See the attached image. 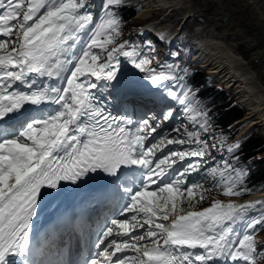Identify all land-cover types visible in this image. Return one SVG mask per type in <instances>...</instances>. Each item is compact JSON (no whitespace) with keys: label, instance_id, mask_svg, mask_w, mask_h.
<instances>
[{"label":"snow or ice","instance_id":"snow-or-ice-1","mask_svg":"<svg viewBox=\"0 0 264 264\" xmlns=\"http://www.w3.org/2000/svg\"><path fill=\"white\" fill-rule=\"evenodd\" d=\"M122 2L104 0L97 19L92 0H0V264H257L264 259V244L255 239L264 228V211L258 218L250 211L264 209V201L216 200L187 212L181 207L185 193L191 202L194 189L202 187L187 177L200 171L199 159L206 155L200 132L208 131V114L193 109V130L177 127L176 136L148 142L176 119L173 102L189 113L196 98L183 83L186 69L169 64L157 71L127 42L116 43L121 35L116 8ZM120 55L143 79L125 78ZM141 89L159 97L146 102L158 111L150 108L138 121L106 111V96L139 95ZM48 106L56 107L28 117ZM13 122L19 127H11ZM168 145L180 148L164 153ZM193 157L195 163L175 170ZM223 163L235 174L225 178L221 172L225 183L218 186L224 195H242L238 185L246 173ZM94 178L120 204L122 217L109 219L101 230L97 258L74 259L63 238L33 243L34 218L45 203L59 197L66 182L79 186Z\"/></svg>","mask_w":264,"mask_h":264},{"label":"rangeland","instance_id":"rangeland-1","mask_svg":"<svg viewBox=\"0 0 264 264\" xmlns=\"http://www.w3.org/2000/svg\"><path fill=\"white\" fill-rule=\"evenodd\" d=\"M136 1L140 5V12L132 19L130 23L128 22L126 26L121 29L122 34L119 39L120 41L119 44L125 43V42L130 43L132 39L133 40L135 39L133 41L134 43H141L142 39H140L137 36V34H141L145 30V27L150 28V29H147L146 30L147 32L144 33L143 35H145L146 36L145 39H147L149 42H152L153 45H156V47L158 46V49L161 51L160 55L158 56L160 57L163 56L161 59H164V61L167 62V65L175 64L174 66H176L177 69L179 68V70H181L183 66H188V62L193 61L205 67L209 74H215L212 68H217V70L220 73H222V74H219V72H217L220 79H215L211 75H209L212 79L221 80L223 83L224 81L228 82L230 87H232V89L235 90V93H239L240 96L243 98V100L248 105L250 104L253 105L254 103H257V99H258L259 107L262 106L261 103H263L264 100L260 96V93L262 96H264V65L262 66V68L248 67L250 70H248V72L246 73L239 71L237 69L238 65H236V63L239 62L240 64L244 63L245 66L246 64L248 66H251V65L254 66L258 62V60L254 56L250 58V55H253L252 51H255V53L257 51L259 53L260 51L261 53H264L263 51L264 44L262 45L259 39V37L262 38V35L258 31V30L263 31V29L262 27L258 25H253V23H251L252 12H253V5H252L251 0H246V1L245 0H238V1L237 0H226V3L223 7H222L223 0H220V1L219 0L217 1L216 0H210V1L206 0L208 2L205 4L203 3L204 2L203 0H200L198 2L196 0H136ZM99 2L101 5V2L103 4L104 0H99ZM130 2H132V0H123L122 4L130 3ZM261 2H264V1L261 0ZM193 3L195 4V6H193ZM170 4H178V5L173 6L172 8L168 9L170 7ZM145 5H147L149 9L145 12V14H143L142 17L144 18H138L139 14L143 12L142 10L145 7ZM204 5H206L205 8H207L208 10L209 8L210 9L212 8V5H215L214 7L216 8V10L218 9L217 7H222V10L225 13H227V15L225 16V19H221L223 20L221 21L223 23L220 26L206 28V26L208 25L207 23L201 24L202 20L204 19H200V18L198 19L197 16L200 17L202 13L207 12L206 10H204L202 13L198 12L202 10L200 6H204ZM196 6L198 9L194 10L191 13L194 16L191 17V19L189 20L190 22L188 23L186 27H182V24H183V21H181L182 10H184V7H187V8L195 7L196 8ZM216 13L217 11H214L215 15L213 16V18L214 17L217 18ZM261 15L264 18V14H261ZM232 16L234 18V20L231 22L232 26H230L229 28H224L223 24H228L229 21H231L229 18H231ZM146 22L147 24H145ZM261 23L262 24L264 23L263 20L261 21ZM140 27H142V29L139 30V32L135 33L134 31L138 30ZM220 27H223L224 29H226V30H223L224 33L232 27H235L236 30L242 33L248 32L247 34L246 33L245 34L253 38L251 39L252 43L248 44L245 41L241 40L242 42L240 41L241 43L237 45L236 42L235 43L233 42L235 41L234 39L232 38L228 39L227 37L224 36V34H220L221 33L219 32ZM253 31L255 32L256 39L254 38ZM172 33L174 36H172ZM233 34L234 33H232L231 35ZM171 37L175 38V41L171 43V45L168 46L167 41L168 40L170 41ZM204 47L206 49L208 48L207 56L205 55L206 51ZM191 48H194V52H190ZM238 48H242V51H245L244 56L241 55L240 53L241 51ZM170 49H173V51H170L171 53L170 55L172 58L173 57L174 58L171 59L170 61H167L165 57L169 55L168 51ZM196 54H198L199 56L202 55V57H206L205 61H203L201 58H198ZM218 57L223 58L222 61H220ZM192 58H195V59L193 60ZM224 68L226 72H224ZM236 69L238 70L237 72L238 74L235 72ZM217 73L215 75H217ZM243 85H245V87ZM241 87L242 88L244 87L245 93L239 92ZM259 111H262V112H259V113H262V115H259L256 117L258 121H260L256 124L257 129L260 123L264 124V121L261 122V120H264V104ZM143 116L145 117V114ZM246 116H247V113H246ZM246 123L248 125L250 121L247 120ZM257 136L262 137L261 141L264 142V137L262 135L258 133Z\"/></svg>","mask_w":264,"mask_h":264},{"label":"bare ground","instance_id":"bare-ground-1","mask_svg":"<svg viewBox=\"0 0 264 264\" xmlns=\"http://www.w3.org/2000/svg\"><path fill=\"white\" fill-rule=\"evenodd\" d=\"M197 2L198 1H200V0H196ZM204 2V4L205 3H207L208 1H210V0H208V1H206V0H203ZM217 1V0H216ZM215 1V2H216ZM220 1V0H219ZM238 1V0H237ZM246 1V0H245ZM252 1V5H253V12H252V18H251V23H253V25H258V26H260V27H262V29H263V31H260V30H258L259 32H260V34L262 35V38H260L259 37V39H260V43L263 45L264 44V23L262 24L261 23V21L263 20V22H264V18H263V16L261 15V14H264V2H261V0H251ZM262 1H264V0H262ZM236 2V1H235ZM249 2V1H248ZM247 2V3H248ZM225 3H226V0H223V3H222V7L225 5ZM251 3V2H250ZM178 4H180V3H178ZM178 4H170V7L168 8V9H170V8H172L173 6H176V5H178ZM211 4V3H210ZM92 5H94L95 6V10L94 11H96L99 7H100V2H99V0H92ZM160 5V4H159ZM169 5V4H168ZM244 5V4H243ZM251 5V4H250ZM183 6V5H182ZM193 6H195V4L193 3ZM215 5H212V8L210 9L209 8V10L207 9V8H205L206 7V5H204V6H200L201 7V11H198V12H203L204 10H206L207 12H205V13H202L201 14V16L200 17H198L197 16V18L199 19H204V20H202V22H201V24H203V23H207L208 25L206 26V28H209V27H218V26H220L223 22H221V21H223V20H221V19H225V16L227 15V13H225L223 10H222V7H217L218 9L216 10V8L214 7ZM229 6H230V4H229ZM181 7V6H180ZM192 7V6H191ZM244 7V6H243ZM145 8V9H144ZM143 8V12L142 13H140L139 14V16H138V18H144V17H142L143 16V14H145V12L149 9L148 7H147V5H145V7ZM230 8V7H229ZM228 8V9H229ZM240 8H241V6H240ZM196 9H198L197 8V6H196V8L194 7V8H187V7H184V10H182V17H181V21H183V24H182V27H186L187 25H188V23L190 22L189 20L191 19V17L192 16H194L193 14H191L194 10H196ZM244 9V8H243ZM251 9V8H250ZM189 10V11H188ZM237 10V9H236ZM214 11H217V13H216V15H217V18H213V16L215 15L214 14ZM231 11V10H230ZM229 12V11H228ZM237 12V11H236ZM235 12V13H236ZM242 12V11H241ZM240 13V12H239ZM195 14H197V13H195ZM251 15V14H250ZM249 15V16H250ZM248 17V16H247ZM194 18V17H193ZM231 21H229V23L228 24H223L224 25V28H229L230 26H232V24H231V22L234 20V18H233V16L231 17V18H229ZM194 20V19H193ZM250 20V19H249ZM196 21H198V20H196ZM191 22H193V21H191ZM195 22V21H194ZM244 26V25H243ZM223 27H220L219 29V32H221L220 34H224V36L225 37H227L228 39H234L235 41H233L234 43L236 42L237 43V45H239L242 41H245L246 43H252V40L251 39H253L251 36H248V35H246L245 33H242V32H240V31H238V30H236L235 29V27H232V28H230L228 31H226L225 33L223 32V30H226V29H224ZM238 28V27H237ZM246 28V27H245ZM247 28H248V26H247ZM246 28V29H247ZM239 29V28H238ZM241 29V28H240ZM248 30V29H247ZM249 31V30H248ZM250 32V31H249ZM175 33H177V32H175ZM232 33H234L233 35H231ZM252 33V32H251ZM253 33H254V38L256 39V36H255V32L253 31ZM250 35V34H249ZM172 36H174L173 35V33H172ZM221 36V35H220ZM172 38V37H171ZM170 38V39H171ZM139 39V38H138ZM224 39H226V38H224ZM258 39V38H257ZM135 40V39H134ZM137 40V39H136ZM242 40V41H241ZM171 41V40H170ZM241 41V42H240ZM149 44L151 45V47H149L150 49H155L156 51H158V52H161L159 49H158V46L156 47V45H153L152 44V42H147L146 43V45H148L149 46ZM175 44V43H174ZM201 45V44H200ZM233 45H235V44H233ZM236 45V46H237ZM264 46V45H263ZM211 48V47H210ZM244 48V47H243ZM263 48V47H262ZM164 49V48H163ZM163 49H162V51H163ZM204 49H205V51L207 52V49L204 47ZM203 49V50H204ZM241 52V55H245V51H242V48H238ZM247 50V49H246ZM248 51V50H247ZM264 51V50H263ZM194 52V51H193ZM205 52V55L207 56L208 55V52L206 53ZM216 52V51H215ZM244 52V53H243ZM199 53V52H198ZM252 53H253V55H250V58H252V56H254V57H256V59L258 60V62L253 66V65H251V66H248L247 64H246V66H245V64L243 63H239V62H237L236 63V65H238V67H237V69L239 70V71H241V72H248V70H250L248 67H251V68H262V66L264 65V53H261V51H260V53L257 51L256 53H255V51H252ZM193 55V54H192ZM196 55H198V54H196ZM200 56H202V55H200ZM123 57V56H122ZM157 57V56H156ZM210 57V56H209ZM123 58H125V57H123ZM174 58V57H173ZM197 58V57H196ZM219 58V60L220 61H222V59L223 58H221V57H218ZM193 60L195 59V58H192ZM219 61V62H220ZM233 61V60H232ZM160 62V60H157V61H152V64L151 65H149V66H147V67H153V68H155L157 71H158V68H159V65H161V64H163V63H159ZM212 62V61H211ZM231 62V61H230ZM125 63H127V64H125ZM125 63H121V67H122V69L123 70H127L130 66H131V63L129 62V60L127 59V58H125ZM159 63V64H158ZM201 63H202V61H201ZM207 63V62H206ZM222 63V62H221ZM172 65V64H171ZM202 67V66H201ZM210 67V66H209ZM233 67H234V65H233ZM235 70V72L237 73L238 72V70ZM212 70H213V72L216 74L217 72H219L218 70H217V68H212ZM261 70V69H260ZM221 71V70H220ZM224 72H226L225 71V68H224ZM250 72V71H249ZM218 74V73H217ZM219 74H222V73H220L219 72ZM234 74V73H233ZM238 74V73H237ZM139 75H140V77H142L143 78V76H144V74H142V73H140L139 72ZM238 76V75H237ZM250 76V75H249ZM220 79V78H219ZM225 79V78H224ZM236 79V78H235ZM238 82V81H237ZM236 82V83H237ZM234 85V84H233ZM241 86V85H240ZM244 87H245V85H243ZM244 87L242 88L241 87V89L239 90V92H241V93H244L245 91H244ZM232 88V87H231ZM235 91V90H234ZM237 95L243 100V98L240 96V94L239 93H237ZM242 95V94H241ZM244 96V95H243ZM260 96L262 97V99L264 100V96H262L261 95V93H260ZM254 98V97H253ZM260 98V97H259ZM260 100V99H259ZM260 102V101H259ZM254 103V102H253ZM261 103V102H260ZM262 104V106H263V104H264V102L263 103H261ZM247 105V104H246ZM248 106V112H247V116L246 117H244V118H242L241 120H245V121H250V123L245 127V129H250V130H257L258 132H261L262 134V136H264V124H262V123H260L258 126V129H257V127H256V124L258 123V122H260V121H258V119L256 118L257 116H259V115H262V113H259V112H262V111H259L260 109H261V107H259V105H258V99H257V103H254L253 105H247ZM254 107V108H253ZM263 109V108H262ZM258 114V115H257ZM264 120H261V122H263ZM262 194H264V190L262 191V193H260L259 195H262ZM36 228V226L33 224V226H32V229H35ZM52 239H54L57 243H59L60 241H59V239L57 238V237H55V236H52V238H51V240Z\"/></svg>","mask_w":264,"mask_h":264},{"label":"trees","instance_id":"trees-1","mask_svg":"<svg viewBox=\"0 0 264 264\" xmlns=\"http://www.w3.org/2000/svg\"><path fill=\"white\" fill-rule=\"evenodd\" d=\"M118 10V8H116V11ZM135 8L134 7H130L128 6L127 7H124L122 9H119L117 11V15L120 19V27H121V23L125 22L127 20V18H130L133 16V14L135 13ZM235 110L234 109H231L229 110L228 112H225L223 114V117L222 119L224 120L225 123H228L232 120H236L238 119L240 116L238 114V112H234ZM244 118V117H243ZM247 145L250 147V148H256L257 146L260 145V141L259 140H256L255 139H250L248 142H247Z\"/></svg>","mask_w":264,"mask_h":264}]
</instances>
